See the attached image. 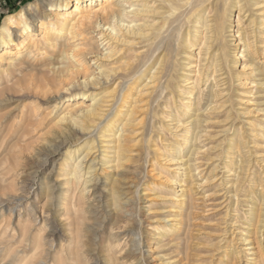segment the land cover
Returning a JSON list of instances; mask_svg holds the SVG:
<instances>
[{"label":"rangeland","instance_id":"obj_1","mask_svg":"<svg viewBox=\"0 0 264 264\" xmlns=\"http://www.w3.org/2000/svg\"><path fill=\"white\" fill-rule=\"evenodd\" d=\"M36 1L0 0V27L9 16ZM88 1H84V5ZM134 3L141 7L144 2L135 0ZM242 3L246 5L241 12L242 39L238 40V34L229 36L232 31H229L230 27L226 29L228 64L217 73L213 67L206 70L199 83L201 91L192 89L193 83L181 85L188 77L196 80V69L200 64L197 47L194 46L193 51L186 49V53L181 52L177 57L179 65L174 83L185 92L178 95L174 91V105L179 106L181 102L189 104L188 113L182 117L185 124L178 127L172 117L162 114V107L158 111L156 104L146 111L136 108L133 123L126 127L129 153L127 159L120 162L116 158V143L107 140V132L109 122L115 121L117 115L120 119L114 123V133L118 136L121 131V119L130 102L128 91L114 104L113 101L103 103V111L100 112L103 114H107L113 105L112 113L107 117L83 115L77 124L62 120L68 101L82 100L84 105H90L97 93L113 90L116 83L99 87L92 85L93 78L84 71L78 72L71 84L41 83L40 76L50 72L49 66L52 65L49 63L57 62L59 50L47 54L35 49L29 54L27 41L21 45L24 34L14 29V41L9 44L13 52L6 56L17 58L15 51L19 50V58L24 64L16 68L5 62L0 64L3 72L2 76L0 73V90L13 85L10 90L0 93V163L8 156L16 168L3 177L1 183L13 182L17 186L4 195L0 193V199L4 201L0 205V264L9 258L13 248L21 244L20 235H13L12 225L18 227L20 223L23 226L32 221L35 228L32 230L38 234L43 224L42 211H47L46 215L51 217L50 220L54 219L57 226L54 242L47 244L52 245L53 254L58 255L61 243H69L68 215L61 198L68 188L67 179H64L67 177L65 167L70 156H73L72 161H79L90 147L93 150L84 160L83 167L87 170L91 165L94 169L85 175L91 181L86 185L84 195L88 197L86 205L98 204L99 210L96 215L87 214L90 218L82 230L87 264H93L95 260L96 264H108L106 247L109 245L111 222L107 219L103 224L97 223V219H103L109 210L113 215L123 216L125 220L122 223L127 228L125 231L119 226L114 230L121 232L118 238H122V247L114 248V256L125 257L118 261L120 264H253V258L264 257V201L249 192L254 188L256 191L264 189V0H244ZM155 4L161 3L156 1ZM232 10V17L237 21L239 8L233 7ZM138 13L128 14L133 18L141 15ZM50 14L46 3L40 7L39 15L29 16L33 34L41 36L39 19L50 18ZM237 24L233 22L235 31ZM247 27L254 55L249 53L242 34ZM127 38L134 40L133 48L142 46L139 36L129 33ZM2 47L7 45L0 44V51ZM105 48L102 44L97 51L105 52ZM235 48L236 56L233 54ZM97 51L93 49L87 57L89 69L96 75L98 64L104 60ZM107 62L104 60L105 64ZM201 62L202 66L208 64V60ZM22 77L30 79L31 84L15 86L17 79ZM191 89L192 96L186 97ZM218 90L221 93L212 98V91ZM191 126L196 127L187 142L184 130ZM240 137H243V145L239 148L237 142ZM16 144H20V148L17 147L14 154L12 148ZM119 163L122 166L117 167ZM9 164L8 161L7 166ZM181 183L184 185L180 187ZM84 186L80 185L77 193H81ZM181 196L190 199L189 205L173 199ZM179 209L184 212V221L171 220L183 215ZM188 212L191 213V221L186 220ZM254 215L256 218L253 220ZM10 217L11 226L6 232L5 221ZM176 222H181V229L163 236ZM123 232L127 235L124 236ZM127 243L131 253L121 254ZM27 249L21 247L20 251L25 252L20 256L31 255ZM255 250H258L256 254L253 253Z\"/></svg>","mask_w":264,"mask_h":264},{"label":"bare ground","instance_id":"obj_2","mask_svg":"<svg viewBox=\"0 0 264 264\" xmlns=\"http://www.w3.org/2000/svg\"><path fill=\"white\" fill-rule=\"evenodd\" d=\"M84 1L88 0H75V2L74 0H37L36 2H31L26 5L19 13L9 16L0 27V44L7 45L5 48L2 47L3 49L0 51V64L5 62L8 66H15V68L24 64L19 58L21 57V52L19 50L15 51L17 53H15L17 58L6 56L13 52L9 44L14 41V29H17L24 34V39L21 41V45L27 41L28 46L26 49H29V54L35 49L40 52L44 51L47 54L59 50V61L57 60L56 63H49V65H52L49 66L50 72H42L43 76H40L41 78L39 79L41 83L46 85H49L50 83L54 84L55 82L60 85L71 84L80 71H84L88 74V77L90 76L93 78L92 85H97L99 87L104 84L111 85L116 83L113 90L97 93L94 96V102L90 105H84L82 100H77L75 102H71V100L68 101L65 106V114L61 119L66 120L71 124H77L80 117L83 115H92L96 117L103 116V118L109 116L112 113L111 110L113 105L111 104V109L107 114H103L100 113L103 111L101 110L103 103L113 101L114 104V102L122 98L127 90L130 102L121 119V122L123 123L121 131L118 136L114 133V128L116 126L114 123L120 119V116H116L115 114V121H110L108 124V139L106 138L107 140L115 141L116 144L114 145V148L116 158L120 162L123 158L127 159V153H129L127 148L129 147L127 146L129 138L127 136L128 132L126 127L128 124L133 123V116L136 114V108L146 111L148 108L156 104L158 111L159 107H162V114L172 117V120L177 122L178 127L185 124L182 122V117L188 113L187 107L189 104L187 105L185 104L186 102H181L179 106H175L174 96L176 95L173 96L174 91H177L179 93L178 95H184L183 93L185 92L182 91L183 89H181L178 84L176 85V83H174L175 71L179 65V59L177 58L178 55L181 52L186 53V49L193 51L194 46L199 50L198 56L200 57V64L196 69V80L194 81L191 77H188L183 80L181 85H186V83L187 85H191V83H193L191 85V87H193L192 89L198 88V90L201 91L199 83L201 76L205 74L206 70H210L213 67L214 73H217L224 69V65L228 64L227 49L229 42L225 36L226 29L230 27L229 31H232L229 36H236L238 34V40L242 39L240 34L242 30L241 12L246 5L242 3L244 0H154L153 3H151V0H142L144 3H141V7L139 6L140 4L138 5V3H134L135 0H99V2H97V0H89L90 2L88 1L89 3L85 5ZM156 1H160L161 4L157 6L155 4ZM46 3H48L49 10L51 11V17L39 19V28L41 31V36L39 37L38 35L33 34V27L29 21V16L34 17V15H39L40 7ZM70 4L72 5L70 6ZM233 7L239 8L237 21L232 17ZM133 11L137 13L140 12L141 15L133 14L135 16L131 18L128 13H133ZM227 22H230L229 26L227 25ZM233 22H238L237 31L233 29ZM192 27L193 30H191ZM135 28L138 29V31H135ZM96 31L97 33L94 34ZM129 33L141 38L142 46H139V49L133 48L134 40L127 38V34ZM242 34L245 35L247 46L249 47V53H252L253 45L249 28H245ZM140 40L138 42H140ZM102 44L106 47L105 52H98L100 50V45ZM93 49H96V51L98 50V56L101 59L108 61L105 64L103 60V62L98 64L99 72H97V75L94 73L92 74L87 61V57L91 54ZM233 54L234 56L238 55L236 53V48L234 49ZM185 56H187V54ZM206 60H208V64H206L207 66H202L201 61ZM188 65L189 64H187V66ZM0 73L2 76L3 72H1V70ZM50 74L51 77L49 76ZM213 79H215V77ZM117 80L119 81L116 82ZM6 82L8 83L7 80ZM30 84L31 80L23 77L17 79L14 83L15 86L19 85L23 87L29 86ZM12 86L0 90V93L4 92L5 89L10 90L13 88ZM192 89L187 91L189 94L188 96L186 95V97L192 96ZM212 92V98H215L221 93L219 90ZM83 95L86 96V94ZM110 97L111 99H109ZM138 103L141 104H139V107L137 106ZM209 106L212 107V105ZM164 109L168 110L165 112ZM195 127H186L184 130V139L187 142L192 135V131L195 130ZM198 127H200V124ZM201 131L202 130H200V132ZM242 139L243 137H240L237 142V147L239 148L241 147V144L243 145L241 141ZM17 147L20 148V144L14 145L13 148L11 147L14 154L17 152ZM92 148L93 147L87 148L85 150V155L79 159V161H72L73 156H70L67 160V167H65V170H67L65 177H67L64 179H67L66 184H68V188L64 190L63 197L61 198L63 201L62 205L66 210V215H68L66 219L68 220L69 226V243H61L58 255L53 254L52 245L48 246L47 244L49 242H54L53 237L56 233L57 226L55 225L54 219L50 220L51 217L46 215L47 211H42L43 218L41 217V221L43 224L39 228L38 234H35L32 230V221L31 224H27V222L25 223L26 225L23 226L21 223L18 227L12 225L11 230H13V235L17 233L20 235L21 244L11 250L9 258L2 264H87L88 256L83 252L82 230L83 226H85L90 218L87 214L90 212L92 215H96L99 210L98 204L89 203L86 205L88 197L84 195L86 185L91 181V179L88 180V176L85 177V175L92 172L93 167L89 165L87 170H84L83 164L90 151L93 150ZM8 161L10 164L7 166ZM116 165L117 167L122 166L120 163L119 165ZM14 168L15 165L11 162L8 156L1 160L0 193L3 195L9 190H14L17 186L13 182L8 184L1 183L4 179L3 177L10 174ZM4 170L5 172H2ZM70 175L71 177L69 178L68 176ZM118 175H120V173H118ZM117 181L118 179L116 178L113 182L116 184ZM83 184L85 186L81 193H77V189ZM183 185L184 184L181 183L180 187ZM256 190L257 189L254 188V190H249V192L253 197L256 196L264 201V189L259 191ZM192 194L193 193H191V195ZM186 198L185 196L173 197L174 200L180 201L182 205H189L190 199ZM2 199H0V205L4 204ZM90 201L91 200L89 199L88 202ZM182 208H184V206ZM13 209L10 211H13ZM180 211L183 215H181V217H174L171 220L184 221V212L182 209ZM190 214V212L186 213V220H190ZM255 218L256 215L253 216V220ZM10 219L11 217L9 220L5 221L4 231L6 232L11 226ZM107 219H109L111 225L109 231V245L106 247V251H108V254H106V260L108 264H120L118 261L121 258L114 256V248L119 247L121 249L122 247V238H118L121 232L117 233L114 230L115 228L122 226V228H125V231H127L126 226L122 223L125 219L121 215H113L109 210L106 212L103 219H97V223L103 224ZM4 220L3 214V221ZM179 223L181 222H176L175 226L172 229L167 230V233L163 234V236L168 235L170 231H178L181 229ZM123 233H125L124 236L127 235L126 232ZM12 240L10 239V241ZM125 245L128 246V243ZM134 245L135 244L132 243V246ZM24 246L31 251V255L28 257L20 256V253L22 254V252H25L24 250L20 251L21 247ZM127 246L126 249L123 248V251L118 249V252L120 250L121 254L125 252L131 253L132 249L129 247L130 244L128 247ZM259 251L261 250L259 249ZM257 252L255 250L253 253L256 254ZM122 258L123 259L121 260L125 259V257ZM253 259H255L253 264H264V257L262 256H260L259 259L257 257ZM96 261L97 260H95L93 264H96Z\"/></svg>","mask_w":264,"mask_h":264}]
</instances>
